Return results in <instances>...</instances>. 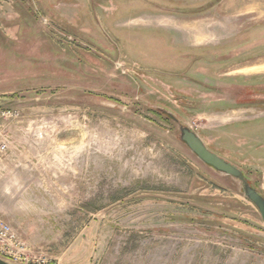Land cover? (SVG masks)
<instances>
[{
	"label": "rangeland",
	"instance_id": "obj_1",
	"mask_svg": "<svg viewBox=\"0 0 264 264\" xmlns=\"http://www.w3.org/2000/svg\"><path fill=\"white\" fill-rule=\"evenodd\" d=\"M0 105V219L45 264H264L178 132L264 196V0H0Z\"/></svg>",
	"mask_w": 264,
	"mask_h": 264
},
{
	"label": "water",
	"instance_id": "obj_2",
	"mask_svg": "<svg viewBox=\"0 0 264 264\" xmlns=\"http://www.w3.org/2000/svg\"><path fill=\"white\" fill-rule=\"evenodd\" d=\"M2 106L0 105V109ZM179 139L187 148L196 156V158L211 168L217 173L231 177L240 182V190L242 195L256 208L261 221L264 224V197L258 194V191L253 188L248 182V178L244 172L238 167L230 164L226 160L218 157L213 152L206 148L201 138L188 126H179ZM0 264H14L6 259L0 258Z\"/></svg>",
	"mask_w": 264,
	"mask_h": 264
},
{
	"label": "built area",
	"instance_id": "obj_3",
	"mask_svg": "<svg viewBox=\"0 0 264 264\" xmlns=\"http://www.w3.org/2000/svg\"><path fill=\"white\" fill-rule=\"evenodd\" d=\"M17 117L18 113L15 111H0V118ZM3 127L0 122V165L7 160L9 152L8 136L5 135ZM0 258L14 264H45V259L31 253L4 219H0Z\"/></svg>",
	"mask_w": 264,
	"mask_h": 264
},
{
	"label": "trees",
	"instance_id": "obj_4",
	"mask_svg": "<svg viewBox=\"0 0 264 264\" xmlns=\"http://www.w3.org/2000/svg\"><path fill=\"white\" fill-rule=\"evenodd\" d=\"M170 118V117H169ZM245 174V173H244ZM246 175V174H245ZM246 177H248L247 175H246ZM248 182H250L251 181V179L250 178H248ZM250 184H251V186L253 187V188H255L257 191H258V194L259 195H262V194H260V191L256 188V186L252 183V182H250ZM263 196V195H262ZM264 197V196H263Z\"/></svg>",
	"mask_w": 264,
	"mask_h": 264
}]
</instances>
